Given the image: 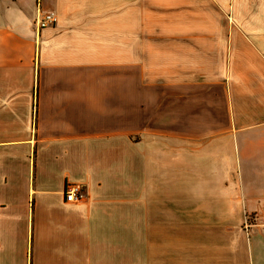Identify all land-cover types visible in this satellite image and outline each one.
Returning a JSON list of instances; mask_svg holds the SVG:
<instances>
[{
	"label": "crops",
	"instance_id": "1",
	"mask_svg": "<svg viewBox=\"0 0 264 264\" xmlns=\"http://www.w3.org/2000/svg\"><path fill=\"white\" fill-rule=\"evenodd\" d=\"M263 221L264 0H0V264H264Z\"/></svg>",
	"mask_w": 264,
	"mask_h": 264
},
{
	"label": "built area",
	"instance_id": "2",
	"mask_svg": "<svg viewBox=\"0 0 264 264\" xmlns=\"http://www.w3.org/2000/svg\"><path fill=\"white\" fill-rule=\"evenodd\" d=\"M57 20L58 18L55 13L47 12V13L39 14L38 17L36 18L35 24L38 30H42L44 28H48V27L56 25ZM64 195H65V201L67 203H78L85 199V196L82 190L76 185H68L64 191ZM244 223L245 224L243 225L244 226L243 228H244L246 235L248 236L250 230L253 227H256V225L249 223V221H246ZM260 226L262 230H264V221Z\"/></svg>",
	"mask_w": 264,
	"mask_h": 264
}]
</instances>
